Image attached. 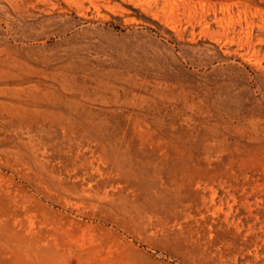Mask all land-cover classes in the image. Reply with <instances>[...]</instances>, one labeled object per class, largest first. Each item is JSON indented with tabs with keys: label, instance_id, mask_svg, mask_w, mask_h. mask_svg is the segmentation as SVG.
Returning a JSON list of instances; mask_svg holds the SVG:
<instances>
[{
	"label": "rangeland",
	"instance_id": "374dc122",
	"mask_svg": "<svg viewBox=\"0 0 264 264\" xmlns=\"http://www.w3.org/2000/svg\"><path fill=\"white\" fill-rule=\"evenodd\" d=\"M0 264H264V0H0Z\"/></svg>",
	"mask_w": 264,
	"mask_h": 264
},
{
	"label": "bare ground",
	"instance_id": "6f19581e",
	"mask_svg": "<svg viewBox=\"0 0 264 264\" xmlns=\"http://www.w3.org/2000/svg\"><path fill=\"white\" fill-rule=\"evenodd\" d=\"M73 125V124H72ZM22 206H23V204H22Z\"/></svg>",
	"mask_w": 264,
	"mask_h": 264
}]
</instances>
